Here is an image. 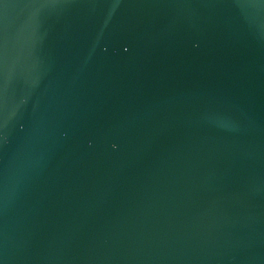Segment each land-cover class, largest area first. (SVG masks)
<instances>
[{"label":"water","instance_id":"1","mask_svg":"<svg viewBox=\"0 0 264 264\" xmlns=\"http://www.w3.org/2000/svg\"><path fill=\"white\" fill-rule=\"evenodd\" d=\"M0 264H264V0H0Z\"/></svg>","mask_w":264,"mask_h":264}]
</instances>
